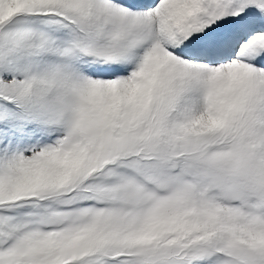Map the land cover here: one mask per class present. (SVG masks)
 <instances>
[{"label": "snow or ice", "instance_id": "obj_1", "mask_svg": "<svg viewBox=\"0 0 264 264\" xmlns=\"http://www.w3.org/2000/svg\"><path fill=\"white\" fill-rule=\"evenodd\" d=\"M0 264H264V0H0Z\"/></svg>", "mask_w": 264, "mask_h": 264}]
</instances>
